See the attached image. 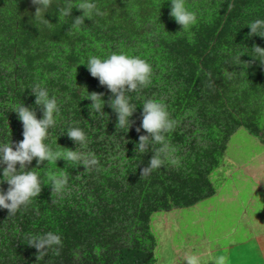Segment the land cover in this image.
<instances>
[{
    "label": "trees",
    "instance_id": "obj_1",
    "mask_svg": "<svg viewBox=\"0 0 264 264\" xmlns=\"http://www.w3.org/2000/svg\"><path fill=\"white\" fill-rule=\"evenodd\" d=\"M81 2L50 0L45 25L34 17L32 0H0V143L15 149L23 138L14 107L23 104L41 118L31 91L39 85L59 107L45 143L97 160L86 169L63 158L40 164L33 158L26 165L40 177L41 192L15 215L0 210V264H155L151 215L214 194L209 174L238 127L264 144V64L251 56L253 45L264 47V37L249 36L246 25L264 18V0H185L197 13L188 30L169 15V0H91L99 14L76 25ZM65 6L72 7L69 16ZM112 52L140 56L153 67L150 85L131 94L136 109L128 130L117 125L107 103L99 115L83 98L87 92L103 93L105 101L112 95L83 64L90 55ZM146 99L162 102L175 121L165 134L174 151L163 166L140 176L153 154L134 150L146 134L136 131ZM72 126L84 130L83 146L62 133ZM61 174L68 184L58 198L50 177ZM7 188L0 181V189ZM46 231L59 233L62 246L36 259L27 237Z\"/></svg>",
    "mask_w": 264,
    "mask_h": 264
},
{
    "label": "clouds",
    "instance_id": "obj_2",
    "mask_svg": "<svg viewBox=\"0 0 264 264\" xmlns=\"http://www.w3.org/2000/svg\"><path fill=\"white\" fill-rule=\"evenodd\" d=\"M38 7L34 17L47 25L49 21L45 19V12L50 6V0H32ZM169 15L174 18L181 30H188L197 23V13L191 10L185 3V0H169ZM71 6L63 8V14L69 16ZM79 9L83 14L76 16L73 24H82L85 18H90L93 12L99 14L95 4L91 0H82ZM43 12V15H41ZM84 13L88 15L85 16ZM249 36L253 34L264 37V18H257L250 23ZM251 55L253 58L264 64V47L253 45ZM87 69L92 77L98 78L100 85L106 86L112 94L107 101L102 99L103 93L87 92L83 97L91 101V109L97 114L103 115L105 103L115 112L117 116V125L121 129H129L133 121L130 117L133 115L136 106L132 103L131 94L139 93L142 89L148 87L152 81L153 67L144 58L137 55H128L124 52H112L106 58L97 55H90L87 58ZM35 95V104L41 107L42 116L37 118L35 110L20 104L13 110L18 114V119L22 122V139L15 144V149L10 142L0 143V181H6L8 188L0 189V210L6 209L8 216L15 215L23 206H27L32 198L37 197L42 188V181L37 172L25 170L26 165L36 158V163L44 161H56L57 158H63L66 162H73L76 165L82 164L84 168L97 163L96 157L88 153L69 149L65 152L54 150L49 144L45 143L49 135V130L56 123V117L59 115L57 99L50 95L46 87L35 85L31 88ZM175 121L170 117L166 106L155 99H146L142 104L141 122L136 128L138 133L141 129L146 134L139 135L138 142L135 144V152L141 154L152 152L146 166L140 170V176L149 174L152 170L158 169L170 158V149L166 142L165 134L173 128ZM116 125V126H117ZM72 139L77 145L83 146L86 142V134L80 127L72 126L62 132ZM159 145V147H156ZM175 163V160H171ZM19 163V170L16 168ZM68 180L63 174L50 177L52 192L62 198L67 191ZM27 244L37 249L36 259L43 257L49 249L56 247L57 250L62 246V240L59 233L55 231H46L42 234L31 235L27 237ZM224 257H216L212 264H224ZM187 264H201L196 255H189L183 259Z\"/></svg>",
    "mask_w": 264,
    "mask_h": 264
},
{
    "label": "rangeland",
    "instance_id": "obj_3",
    "mask_svg": "<svg viewBox=\"0 0 264 264\" xmlns=\"http://www.w3.org/2000/svg\"><path fill=\"white\" fill-rule=\"evenodd\" d=\"M212 196L195 205L156 211L151 229L155 264H264V144L245 127L229 137L221 163L209 174Z\"/></svg>",
    "mask_w": 264,
    "mask_h": 264
}]
</instances>
